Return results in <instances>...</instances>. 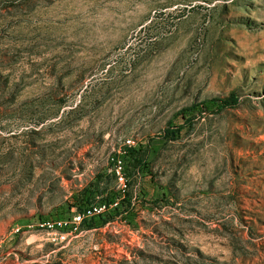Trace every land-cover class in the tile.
<instances>
[{"label": "rangeland", "instance_id": "374dc122", "mask_svg": "<svg viewBox=\"0 0 264 264\" xmlns=\"http://www.w3.org/2000/svg\"><path fill=\"white\" fill-rule=\"evenodd\" d=\"M0 264H264V0H0Z\"/></svg>", "mask_w": 264, "mask_h": 264}, {"label": "built area", "instance_id": "2783aa9c", "mask_svg": "<svg viewBox=\"0 0 264 264\" xmlns=\"http://www.w3.org/2000/svg\"><path fill=\"white\" fill-rule=\"evenodd\" d=\"M134 145V142L131 140H127L125 142L126 147H131ZM114 160V159H113ZM116 178H117V185L120 189L121 193L126 192L128 188V179L124 171L122 170L121 161H117L116 165ZM118 202L114 201L110 204L109 207L112 205H117ZM108 209V206L105 203H95L90 206H88L83 214H80L79 216L74 215L72 218H56L53 220H47L41 223L40 225H47L48 226V233L53 235V240H59L64 241L67 239L68 235L76 232L79 230L82 222L84 219H91L93 217H97L99 215H102L106 210Z\"/></svg>", "mask_w": 264, "mask_h": 264}, {"label": "trees", "instance_id": "16d2710c", "mask_svg": "<svg viewBox=\"0 0 264 264\" xmlns=\"http://www.w3.org/2000/svg\"><path fill=\"white\" fill-rule=\"evenodd\" d=\"M91 186H92V188H91L90 191L87 192V194H86V191L84 192V195H83L84 198H87V197H89V196H90V198H92V197L94 196L95 192H101V191L99 190V187H98V186H95V185H91ZM113 202H114V200L112 201V203H113ZM98 203H105V202L100 201V202H98ZM94 204H95V203H94ZM105 204L107 205V203H105ZM110 204H111V203H110ZM90 205H92V203H89L88 200L83 199L82 203L80 204V213L83 214V213H84V210H85L88 206H90ZM101 216H103V214H102V215H99V216H97V217H101ZM97 217H93V218H91V220H92V219H95V218H97ZM84 223H86V219H84V221L82 222V225H83Z\"/></svg>", "mask_w": 264, "mask_h": 264}]
</instances>
